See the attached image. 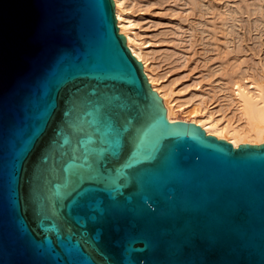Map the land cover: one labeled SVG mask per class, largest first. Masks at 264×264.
I'll list each match as a JSON object with an SVG mask.
<instances>
[{
	"label": "water",
	"instance_id": "water-1",
	"mask_svg": "<svg viewBox=\"0 0 264 264\" xmlns=\"http://www.w3.org/2000/svg\"><path fill=\"white\" fill-rule=\"evenodd\" d=\"M0 264H264V143L169 121L113 0H0Z\"/></svg>",
	"mask_w": 264,
	"mask_h": 264
},
{
	"label": "bare ground",
	"instance_id": "bare-ground-1",
	"mask_svg": "<svg viewBox=\"0 0 264 264\" xmlns=\"http://www.w3.org/2000/svg\"><path fill=\"white\" fill-rule=\"evenodd\" d=\"M168 1L182 11L188 10L176 19L175 54L187 58L183 45L187 37L190 47L206 33L200 40L206 38L211 46L206 50L219 59L213 70V75L219 73L215 84L208 81L204 88L203 76L192 85L175 87L172 81L165 82V73L157 70L156 59L151 58L153 50L149 48L154 42L144 40L128 0H113L118 31L131 54L141 62L150 87L162 99L168 120L192 122L207 135L224 139L235 148L264 143V0ZM253 30L259 32L250 36ZM231 53L241 54L244 59L231 57ZM170 58L168 53L158 60L161 63Z\"/></svg>",
	"mask_w": 264,
	"mask_h": 264
},
{
	"label": "rangeland",
	"instance_id": "rangeland-1",
	"mask_svg": "<svg viewBox=\"0 0 264 264\" xmlns=\"http://www.w3.org/2000/svg\"><path fill=\"white\" fill-rule=\"evenodd\" d=\"M249 1H251V3L253 2L252 0ZM127 4L133 12L136 23L140 26V31L144 33V40L151 39L152 42H154L153 46L149 48L153 50L151 58L152 60H154V58L156 59L157 70L165 73V82L172 81L175 83V87L177 85H192L196 79L203 76L202 85L204 88L208 86V81L213 82V84L216 83L214 80L219 77V73L213 75V70L218 67L219 59L213 58V51L206 50L211 47L208 45L207 39L204 38V40H200L202 36H206V33L200 35L199 39L190 47L187 37L186 44H183L186 46L184 48L187 58H185L184 54L178 55L174 52L177 48L176 44L178 38V25L176 24V19L180 15H186L188 10L182 11V9L168 0H128ZM245 18L244 15V19ZM204 19L205 18H203V20ZM251 19H253V17H251ZM253 31V34L250 36H254L256 31ZM258 32L259 31H257V34ZM168 53L171 55V58L160 63L158 58L161 59L163 55ZM230 56L242 57L244 59V56L241 54L234 55L231 53ZM235 59L236 58L233 60L234 62H236ZM206 74L209 76H206Z\"/></svg>",
	"mask_w": 264,
	"mask_h": 264
}]
</instances>
